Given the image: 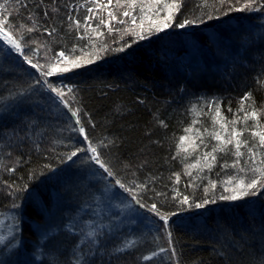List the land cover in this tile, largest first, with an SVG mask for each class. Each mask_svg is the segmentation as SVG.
I'll return each instance as SVG.
<instances>
[{
  "label": "trees",
  "instance_id": "obj_1",
  "mask_svg": "<svg viewBox=\"0 0 264 264\" xmlns=\"http://www.w3.org/2000/svg\"><path fill=\"white\" fill-rule=\"evenodd\" d=\"M26 2L29 8L33 6L32 0ZM195 2L186 0L182 11L188 18L193 16ZM9 7L14 10V15L16 10L19 11L18 20L24 17L25 10L17 9L15 0ZM66 11L62 9L54 21L58 28L62 26ZM182 18L177 16V20ZM102 31L106 32V29ZM73 35L65 32L58 40L50 38L52 47L59 51L72 47L73 43H84L75 41ZM210 37L216 38L215 43ZM245 37L250 43L242 47ZM261 37H264V10L231 12L199 27H173L138 40L125 52H101L102 58L96 63L50 79L58 86L63 81L76 89L83 110L95 122V128L88 126L94 140L108 138L116 142L110 151L105 150L108 153L106 158L122 179L131 181L137 177L143 180L150 175L158 176L161 180L157 189L167 191L164 185L170 184L168 177L184 169V163L171 158L183 129L194 119L201 121L196 125L198 128L211 126L214 110L209 109L207 101H219L222 115L228 118L236 113L246 92H252L257 108L264 105V89L256 83L257 78L264 77ZM102 39L109 49H115L136 38L127 33H114ZM35 76L39 73L24 64L16 54L9 53L7 46L0 45V219L4 218L5 225L13 228L17 222L12 219L15 216L22 229L17 237L20 240L17 248L8 250L10 245H0V264L42 263V257L36 258L42 251L36 229L48 218L44 209L42 214L37 212L31 200L27 213L21 216V208H12L13 198L19 197L16 202L23 206L29 193L18 192L9 196L5 181L27 184L30 192L32 189L39 191L48 210L58 200V213H52L51 217L60 218V221L64 220L62 217L66 211L73 212L74 216V213L81 214L86 219L80 212L81 206L94 199L89 183H86L91 178H85L81 166L59 160L58 154L69 150L66 144L82 141L77 133L67 128L68 118L55 121L50 116L48 105L41 98L47 93L31 98L17 95L21 85L26 86ZM139 99L145 103H138ZM153 115L163 119L168 127H160ZM34 141L40 144L39 150H36ZM145 160L147 163L139 167ZM125 163L131 167L125 168ZM46 164L55 171L45 168ZM4 165L17 170L10 174ZM218 170L208 173L209 178L219 179L215 175ZM223 175L221 173V177ZM182 182H189V178L182 176ZM195 195L201 196L202 193L197 191ZM161 204L169 210L174 208L171 201H161ZM173 220L179 264H262L264 260V193L246 201H220L206 209L186 211ZM141 226L136 233L141 242L118 261L113 259L111 264H140L138 257L168 247L163 235L154 240L156 233L149 234L148 229ZM139 233L145 236L140 237ZM12 234L17 235L15 230ZM117 242L109 241L108 246L114 247ZM221 251L225 255H218ZM169 256V252H164L143 264H171ZM103 264H109L107 257Z\"/></svg>",
  "mask_w": 264,
  "mask_h": 264
},
{
  "label": "snow or ice",
  "instance_id": "obj_2",
  "mask_svg": "<svg viewBox=\"0 0 264 264\" xmlns=\"http://www.w3.org/2000/svg\"><path fill=\"white\" fill-rule=\"evenodd\" d=\"M11 2H0V45L7 46L9 53L16 54L24 64L39 73L26 86L21 85L17 95L31 98L47 93L41 98L48 105L50 116L55 121L67 117V128L82 138L79 144L65 145L69 150L58 154L60 162L81 166L85 178L92 177L95 181L90 180L88 184L94 194L95 207L87 205L83 208L84 212L92 213V218L54 222L50 214L45 218L43 228L37 226L42 251L36 258L46 257L42 264H103L105 257L111 264L113 259L118 261L141 242L136 238L138 224L147 228L149 234L156 233L154 240L163 235L168 244L159 252L154 250L138 257L140 264L153 261L164 252L170 253L168 260L171 264H179L173 239V217L190 210L206 209L220 201L235 203L264 193V105L256 107L252 92H246L241 97L239 107L231 118L222 115L219 101L206 102L209 109L214 110L211 126L198 128L196 125L201 121L194 119L183 129L171 158L184 163V169L168 177L170 184L164 185L167 189L164 191L156 187L161 180L158 176L150 175L143 180L138 177L131 181L122 179L106 158L108 153L105 150L110 151L116 142L108 138L94 140L88 126L95 128V122L83 110L76 89L63 81L58 86L50 79L96 63L102 58L101 52H125L138 40L148 39L173 27H199L231 12H261L264 0H196L192 5V18L182 11L186 0H32L31 8L26 0H15L17 9L25 10L24 17L19 20V11L16 10L14 15V10L9 7ZM62 9L67 11L62 18V26L58 28L54 21ZM221 9L224 10L221 12ZM178 15L183 18L177 20ZM65 32L74 34L75 41L84 43H73L70 48L56 51L50 38L58 40ZM114 33H127L136 39L109 49L102 38ZM209 39L215 43V37ZM261 42L264 43V37H261ZM249 43L245 37L241 46L246 47ZM29 76L34 74L29 73ZM256 83L264 89V77L257 78ZM138 103L144 104L145 101L139 99ZM228 111L232 112V109L228 108ZM116 112H120L119 107ZM153 120L162 128L168 127L163 119L155 115ZM34 144L39 150L40 144L35 141ZM145 163L146 160L139 167ZM4 167L10 174L17 170L16 167ZM44 167L55 171L49 164ZM124 167L131 166L125 163ZM216 169L219 170L215 175L220 178H209L208 173ZM132 176L136 177V173L132 172ZM182 176H187L189 182H182ZM4 186L9 189V196L18 192L29 193L23 206L16 202L19 197L13 198L12 208H21V216L27 213L29 200L41 214L48 207L40 192L36 189L30 192L27 184L16 185L5 181ZM113 188L116 190L113 191ZM186 188L192 191L186 192ZM197 191L202 195L196 196ZM161 201H171L174 208L169 210ZM12 219L17 221L13 225L17 235L13 236L11 230L9 236L12 240L0 235V245L15 247L20 243L17 238L22 232L20 222L15 216ZM113 240L118 242L110 248L108 243ZM218 255L225 253L221 251Z\"/></svg>",
  "mask_w": 264,
  "mask_h": 264
},
{
  "label": "rangeland",
  "instance_id": "obj_3",
  "mask_svg": "<svg viewBox=\"0 0 264 264\" xmlns=\"http://www.w3.org/2000/svg\"><path fill=\"white\" fill-rule=\"evenodd\" d=\"M89 178H91V179H87L88 181L86 182V183H89L90 182V180H92V181H94L93 180V178L92 177H89ZM96 179H99V177H97ZM113 191H114V189H113ZM54 193V192H53ZM92 197H94V194L92 193ZM91 197V198H92ZM60 200V199H59ZM58 202V200L56 201V203ZM56 203L54 204V207H50L49 208V210L47 209V208H45L44 210H45V212L47 213V217H49L50 216V214L52 215V213L54 214V215H56L57 213H58V210H57V205H56ZM87 205H92V206H94L95 207V200L93 199V201L92 202H90L89 204H87ZM87 205H85V206H87ZM84 205L83 206H81V209H80V212L82 213H84L85 214V217H86V219H89V218H92V213L91 212H84L83 211V208L85 207ZM51 209H53V210H51ZM51 210V211H50ZM63 213V212H62ZM75 214V216L73 215V212H71V214H69V213H67V211L65 212V213H63V217H62V219H64L65 221H67V220H69L70 218H72V219H79V218H81V214L79 215V214H76V213H74ZM66 215V216H65ZM8 218H9V216H8ZM52 218V217H51ZM4 218H2V219H0V235H3L4 237H5V239L7 240H12V237L11 236H9V231L11 230L12 231V233L14 232V229L13 228H10L11 227V225H9L8 227H7V225H5L6 224V221L5 220H3ZM52 220L54 221V222H59L60 221V218H52ZM8 221H9V219H8ZM138 226H140L139 224L137 225V227ZM44 227V225L42 226L41 225V228H43ZM142 228H145L143 225L141 226ZM147 229V228H146ZM143 233V232H142ZM142 233H139V236L140 237H144L145 235H143ZM13 235V234H12ZM13 243H15V242H13ZM9 248L10 249H12L13 250V248H17V246H15V247H12V246H9L8 247V250H9ZM42 257V262L46 259V257H44V256H41ZM39 264V263H38ZM40 264H42V263H40Z\"/></svg>",
  "mask_w": 264,
  "mask_h": 264
}]
</instances>
